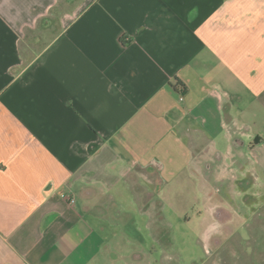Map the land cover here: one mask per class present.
<instances>
[{
  "label": "crops",
  "instance_id": "1",
  "mask_svg": "<svg viewBox=\"0 0 264 264\" xmlns=\"http://www.w3.org/2000/svg\"><path fill=\"white\" fill-rule=\"evenodd\" d=\"M60 4L0 0V264H146L175 218L258 240L264 0Z\"/></svg>",
  "mask_w": 264,
  "mask_h": 264
},
{
  "label": "rangeland",
  "instance_id": "2",
  "mask_svg": "<svg viewBox=\"0 0 264 264\" xmlns=\"http://www.w3.org/2000/svg\"><path fill=\"white\" fill-rule=\"evenodd\" d=\"M64 2L72 8L78 0H61V7L65 8ZM40 25L42 24L26 34V40L34 50L41 48L53 32L51 29L46 34ZM24 49L31 54L32 50H28L26 45ZM149 175L154 177V171H149ZM218 188L222 189L220 186ZM221 197L218 193V202H222ZM235 205L239 207V211H243L241 201L235 202ZM172 222L170 226L164 227L160 243L151 242L149 237L145 238V248L149 253L146 264H264V233L259 234L257 240L256 235H250L244 228L226 233L224 230L202 229L194 223L187 227L176 218ZM218 239L221 240L219 243ZM247 239L251 242L255 239V243H247Z\"/></svg>",
  "mask_w": 264,
  "mask_h": 264
},
{
  "label": "built area",
  "instance_id": "3",
  "mask_svg": "<svg viewBox=\"0 0 264 264\" xmlns=\"http://www.w3.org/2000/svg\"><path fill=\"white\" fill-rule=\"evenodd\" d=\"M63 197L66 198L69 203H73L74 202V197L68 195L67 193H63Z\"/></svg>",
  "mask_w": 264,
  "mask_h": 264
}]
</instances>
